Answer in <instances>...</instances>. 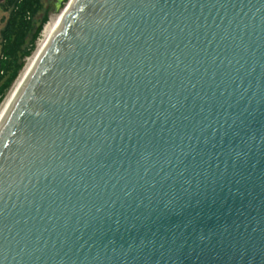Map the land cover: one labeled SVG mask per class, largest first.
<instances>
[{"label": "water", "instance_id": "water-1", "mask_svg": "<svg viewBox=\"0 0 264 264\" xmlns=\"http://www.w3.org/2000/svg\"><path fill=\"white\" fill-rule=\"evenodd\" d=\"M0 264H264V0H70L0 121Z\"/></svg>", "mask_w": 264, "mask_h": 264}, {"label": "trees", "instance_id": "trees-1", "mask_svg": "<svg viewBox=\"0 0 264 264\" xmlns=\"http://www.w3.org/2000/svg\"><path fill=\"white\" fill-rule=\"evenodd\" d=\"M41 7V0H10L6 7L9 16L0 33L3 55L0 60V101L25 66V58L33 53L36 41L49 19L46 12L41 22L34 26L33 19Z\"/></svg>", "mask_w": 264, "mask_h": 264}, {"label": "rangeland", "instance_id": "rangeland-1", "mask_svg": "<svg viewBox=\"0 0 264 264\" xmlns=\"http://www.w3.org/2000/svg\"><path fill=\"white\" fill-rule=\"evenodd\" d=\"M55 1L56 0H41L42 7H41L40 11L37 13V15H35L33 21H34V26L36 27L41 22V19L44 16V14L46 12H48L49 19H48V21L46 22V24L44 26L43 36L40 35V37L42 39L40 41H39V39H37L36 44H35V49H34L33 53L30 56L25 58V66L21 70V72H20L18 78L16 79V81L13 83V85L7 91V93L4 96V98L0 101V109H1L2 105L4 104L5 100L7 99V97L10 95L12 90L15 88V86L17 84V81L19 80L21 75L24 73L26 67L28 66V64L30 63L32 58L37 54V52L40 50L41 46L43 45V40H45V31H46V29L50 26V24H53L54 21L55 22H54L53 26L56 25L57 22L62 18V14L64 12V9L66 8V6H67V4L69 3L70 0H65L59 9H56ZM8 16H9V11L6 10V9L0 8V33L4 29V27L6 25ZM28 41H30V38H28ZM2 57H3V55H2V38H1V34H0V60L2 59Z\"/></svg>", "mask_w": 264, "mask_h": 264}, {"label": "bare ground", "instance_id": "bare-ground-1", "mask_svg": "<svg viewBox=\"0 0 264 264\" xmlns=\"http://www.w3.org/2000/svg\"><path fill=\"white\" fill-rule=\"evenodd\" d=\"M59 17V16H58ZM61 20V19H60ZM60 20L57 22L56 25L53 26V24H50V26L46 29L45 31V40H43V45L41 46L40 50L37 52V54L32 58V60L30 61V63L28 64V66L26 67L24 73L21 75V77L19 78V80L17 81V84L15 86V88L12 90V92L10 93V95L7 97V99L5 100L4 104L2 105L1 109H0V121L3 118L5 112L7 111L9 105L11 104L17 90L19 89V87L21 86L22 82L25 80L27 74L29 73V71L31 70L32 66L34 65L37 57L39 56V54L42 52V50L44 49V47L46 46V44L49 42L50 38L52 37L53 33L55 32L57 26L60 23Z\"/></svg>", "mask_w": 264, "mask_h": 264}, {"label": "flooded vegetation", "instance_id": "flooded-vegetation-1", "mask_svg": "<svg viewBox=\"0 0 264 264\" xmlns=\"http://www.w3.org/2000/svg\"><path fill=\"white\" fill-rule=\"evenodd\" d=\"M10 0H0V8L6 9V7L9 5Z\"/></svg>", "mask_w": 264, "mask_h": 264}, {"label": "built area", "instance_id": "built-area-1", "mask_svg": "<svg viewBox=\"0 0 264 264\" xmlns=\"http://www.w3.org/2000/svg\"><path fill=\"white\" fill-rule=\"evenodd\" d=\"M40 35H42V36H43V31H42V33H41ZM38 39H39V41H40L42 38L39 36V38H38Z\"/></svg>", "mask_w": 264, "mask_h": 264}]
</instances>
